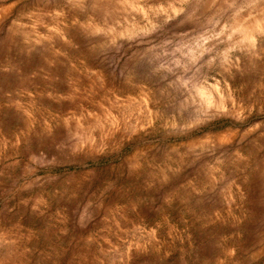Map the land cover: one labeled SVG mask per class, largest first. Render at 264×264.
<instances>
[{
  "label": "rangeland",
  "instance_id": "374dc122",
  "mask_svg": "<svg viewBox=\"0 0 264 264\" xmlns=\"http://www.w3.org/2000/svg\"><path fill=\"white\" fill-rule=\"evenodd\" d=\"M0 264H264V0H0Z\"/></svg>",
  "mask_w": 264,
  "mask_h": 264
}]
</instances>
